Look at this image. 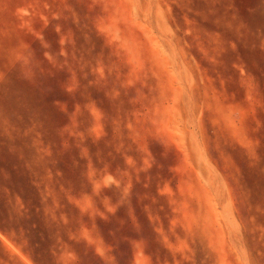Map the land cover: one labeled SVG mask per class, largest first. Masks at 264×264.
I'll use <instances>...</instances> for the list:
<instances>
[{
	"label": "rangeland",
	"instance_id": "rangeland-1",
	"mask_svg": "<svg viewBox=\"0 0 264 264\" xmlns=\"http://www.w3.org/2000/svg\"><path fill=\"white\" fill-rule=\"evenodd\" d=\"M0 264H264V0H0Z\"/></svg>",
	"mask_w": 264,
	"mask_h": 264
}]
</instances>
